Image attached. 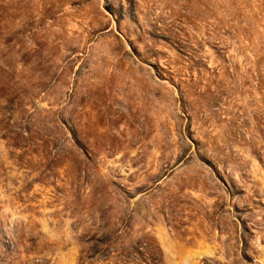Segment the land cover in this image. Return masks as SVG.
<instances>
[{"label":"rangeland","instance_id":"rangeland-1","mask_svg":"<svg viewBox=\"0 0 264 264\" xmlns=\"http://www.w3.org/2000/svg\"><path fill=\"white\" fill-rule=\"evenodd\" d=\"M0 264H264V0H0Z\"/></svg>","mask_w":264,"mask_h":264}]
</instances>
